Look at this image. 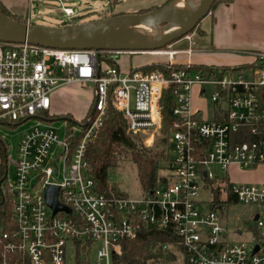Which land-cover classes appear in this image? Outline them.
Segmentation results:
<instances>
[{
  "label": "built area",
  "instance_id": "obj_1",
  "mask_svg": "<svg viewBox=\"0 0 264 264\" xmlns=\"http://www.w3.org/2000/svg\"><path fill=\"white\" fill-rule=\"evenodd\" d=\"M62 15L67 22L61 25L76 17L70 7H63ZM148 53L171 66L175 56L189 55L191 48L168 45ZM121 54L139 53L0 42V125L39 120L22 134L14 157L3 145L0 192L11 207V226L0 230V264H66L67 244L76 249L75 242L83 246L86 264H112L120 242L134 240L141 227L176 236L187 264H264V181L236 184L228 179L232 167H264V53L253 54L242 71L202 72L186 63L167 74L140 67L121 70ZM88 84L93 86L92 104L81 120L62 119L67 128L59 141L48 120L55 116L52 95ZM194 86L201 98L211 88L210 119H199L201 110L192 109ZM169 87L176 120L168 138L173 155L167 173L138 198L98 192L84 155L103 124L108 102L128 132L155 135L162 127L161 101ZM50 186L58 188L57 202L69 212L53 214L44 198ZM201 190L209 200L198 198ZM230 199L259 208L252 245L229 241L215 213ZM206 204L209 210L202 209Z\"/></svg>",
  "mask_w": 264,
  "mask_h": 264
},
{
  "label": "rangeland",
  "instance_id": "obj_2",
  "mask_svg": "<svg viewBox=\"0 0 264 264\" xmlns=\"http://www.w3.org/2000/svg\"><path fill=\"white\" fill-rule=\"evenodd\" d=\"M165 0H119V2L112 10L107 5V0H94L91 5L82 0H70L69 2L60 3L58 0H44L37 4L32 3V17L30 23L33 25H41L47 27H59L62 22H67V17L62 15L63 7H70L73 9L77 18L74 19V23H84L92 20H97L103 17L111 16L112 14H126V13H138L141 11H150L160 7ZM85 12V14L81 13ZM129 56H131L129 58ZM253 56V55H252ZM146 57L138 55H126L121 54L118 57V64L121 70H127L129 66H136ZM254 59V57H253ZM159 60V59H157ZM160 61V60H159ZM92 85L88 84L83 87L77 88H61L56 94V98L53 99L54 104L52 112L55 116L48 118L51 122V127L55 130L58 140L61 141L66 134V122L61 118L77 119L81 120L85 112L92 104ZM198 86H194L191 90L193 97L195 98ZM60 92V93H59ZM211 88L207 87L205 94L201 99L192 101L193 106L200 107L202 114L198 116L199 119H210L212 103L210 102ZM56 110V111H55ZM38 119H31L23 124L16 126L0 125V143L7 149V155L14 157V153L22 134L38 123ZM70 126V125H69ZM71 127V126H70ZM138 139L146 148H155L160 144L163 137L160 130L155 135L137 134ZM173 153L170 152V157ZM159 171L160 175L167 173L169 164H163ZM13 166L9 165L8 179H11ZM223 175V174H222ZM228 179L232 183L236 184H259L264 179V167L260 166L251 170H240L236 167H232L228 170ZM110 183L114 184L117 189L130 198H138L142 194L141 187L139 185L136 168L134 164L123 161L120 162L118 167L110 172ZM198 198L200 200H209V194L203 190L199 191ZM221 209L215 210L216 215L219 217L221 223L226 228L228 240L232 242H243L247 245L254 243L251 234V228L253 227V219L256 214H260L259 208L255 205L244 204L235 200L221 204ZM203 210H209L208 204L202 206ZM239 233V234H238ZM98 245H93L89 260L91 263L95 260V251ZM77 252L75 247L71 243L66 247V264L76 263ZM81 260L84 259V252L79 253ZM170 264H182V257L179 255Z\"/></svg>",
  "mask_w": 264,
  "mask_h": 264
},
{
  "label": "trees",
  "instance_id": "obj_3",
  "mask_svg": "<svg viewBox=\"0 0 264 264\" xmlns=\"http://www.w3.org/2000/svg\"><path fill=\"white\" fill-rule=\"evenodd\" d=\"M109 9L112 10L119 0H109ZM221 0L216 1L212 8ZM211 8V10H212ZM0 12L12 17L14 20L25 23L24 19L15 17L6 11L0 3ZM141 11L138 13H143ZM115 15V14H112ZM111 15V16H112ZM75 25L74 21L61 26ZM196 28V27H195ZM194 28V30H195ZM192 30L189 34H191ZM188 34V35H189ZM174 43V42H173ZM165 46L164 48H166ZM179 65L164 64L161 62L152 63L147 66L140 67L143 71H162L164 73L170 70L177 69ZM249 65L232 68L226 66H204L191 65L192 70L202 72L211 69L222 68L223 70H238L242 71L248 68ZM174 105L173 88L169 87L163 95L161 101V113L163 117L162 127L160 132L162 138L160 144L155 148H146L138 139L136 134L128 132L126 121L120 113L108 102L106 114L103 124L99 129L96 137L88 143L84 155L86 171L96 183V190L107 195L113 194L117 196H126L120 192L117 187L110 183V172L117 168L120 162L128 161L134 164L136 168L137 179L142 192H147L154 189L158 183L160 174L159 171L163 164L169 163L171 157V147L168 141L172 124L176 117L172 115L171 108ZM5 156V148L0 143V159ZM232 201V199H230ZM11 207L6 198L0 192V230L7 229L10 224ZM256 233V229H250ZM76 244V264H86L87 256L84 253V259L81 260L79 253L84 252L83 246L79 242ZM167 246V248H164ZM182 250L177 246V238L171 232L158 231L151 228L141 227L134 240H124L120 242V250L118 254L112 256V264H170L179 255ZM182 264H187L182 257Z\"/></svg>",
  "mask_w": 264,
  "mask_h": 264
},
{
  "label": "water",
  "instance_id": "obj_4",
  "mask_svg": "<svg viewBox=\"0 0 264 264\" xmlns=\"http://www.w3.org/2000/svg\"><path fill=\"white\" fill-rule=\"evenodd\" d=\"M216 1L170 0L143 13L112 15L66 27L21 23L0 12V42L61 50L155 52L187 36L210 13ZM99 63L97 58V66ZM57 192V187L46 188V204L53 214L69 212L57 202Z\"/></svg>",
  "mask_w": 264,
  "mask_h": 264
},
{
  "label": "crops",
  "instance_id": "obj_5",
  "mask_svg": "<svg viewBox=\"0 0 264 264\" xmlns=\"http://www.w3.org/2000/svg\"><path fill=\"white\" fill-rule=\"evenodd\" d=\"M43 1L0 0V3L11 15L24 19L25 23L31 24L32 3L37 2L38 4ZM69 1L61 0L59 2ZM93 1L82 0V2H86L89 5ZM169 1L165 0L160 6ZM109 3L110 1L107 0L108 7ZM119 3H121L119 5H122L123 2ZM171 47L175 49L191 48L189 55H177L174 57L173 62L176 65L190 63L191 65L226 66L231 68L250 65L253 61V54L264 53V0L219 1L191 34L172 43ZM135 55L146 57V59L143 58L144 60L136 64V66H129L128 69L158 62L157 57L150 53ZM77 87L72 86L67 89ZM57 93L58 91L52 95V101L56 98ZM193 99L198 101L201 99L198 95V89L195 98L191 95V104ZM192 109L201 110L199 116L203 112L200 107H194L193 104ZM211 117H213V109L211 110Z\"/></svg>",
  "mask_w": 264,
  "mask_h": 264
},
{
  "label": "bare ground",
  "instance_id": "obj_6",
  "mask_svg": "<svg viewBox=\"0 0 264 264\" xmlns=\"http://www.w3.org/2000/svg\"><path fill=\"white\" fill-rule=\"evenodd\" d=\"M150 54L154 55V54H156V53H150Z\"/></svg>",
  "mask_w": 264,
  "mask_h": 264
},
{
  "label": "flooded vegetation",
  "instance_id": "obj_7",
  "mask_svg": "<svg viewBox=\"0 0 264 264\" xmlns=\"http://www.w3.org/2000/svg\"><path fill=\"white\" fill-rule=\"evenodd\" d=\"M84 14H85V13H84ZM75 18H77V17H75ZM75 18H74V19H75ZM74 19H73V21H74Z\"/></svg>",
  "mask_w": 264,
  "mask_h": 264
}]
</instances>
